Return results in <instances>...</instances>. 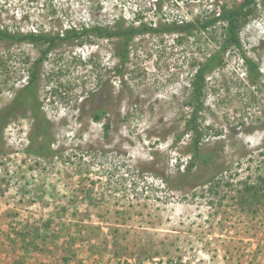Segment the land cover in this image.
<instances>
[{
  "label": "rangeland",
  "instance_id": "obj_1",
  "mask_svg": "<svg viewBox=\"0 0 264 264\" xmlns=\"http://www.w3.org/2000/svg\"><path fill=\"white\" fill-rule=\"evenodd\" d=\"M240 1L0 0V28L55 34L120 17L159 24ZM256 9L240 39L260 76H247L234 49L207 75L202 147L216 159L189 174L191 134L177 136L192 110L193 75L225 24L137 36L125 65L119 38L57 40L37 91L53 154L25 151L34 136L27 103L0 139V264H264V202L243 195V182L264 172V0ZM43 49L0 39V110ZM98 109L100 122L91 117Z\"/></svg>",
  "mask_w": 264,
  "mask_h": 264
},
{
  "label": "trees",
  "instance_id": "obj_2",
  "mask_svg": "<svg viewBox=\"0 0 264 264\" xmlns=\"http://www.w3.org/2000/svg\"><path fill=\"white\" fill-rule=\"evenodd\" d=\"M257 0H242L239 3L229 5L221 3L218 5L219 11L216 14H210L205 17L197 16L193 20H180L170 22H160L159 24L139 21L136 23H128L124 18L120 17L111 26L96 24L93 26H70L62 32L55 34H47L41 32H10L0 28V39L11 42H31L44 46L41 57L36 62V66L29 71L27 83L15 94L12 101L0 110V139L3 137L5 128L9 121L8 119L16 115L24 105L30 104L32 117L34 118V136H32L31 146L26 148V152L35 154L37 156H48L53 154L54 150L51 147L52 142L48 139L51 122L46 118L40 100L37 95L40 69L39 65L43 62L44 57L48 55L49 51L54 49L56 41L59 43H74L80 41L85 37L96 36L99 38H119L121 44L117 49L118 60L121 65L128 62L130 55V46L132 41L140 35L154 34V33H177L186 35H194L195 32L208 31L210 28L217 25L219 22L225 24L224 37L220 42L219 48L212 53L204 62L199 63L198 67L190 82L191 92L188 105L192 107L189 116L185 119L184 128L178 139L183 136L191 134V140L188 144V151L190 159L185 165L184 174H189L195 167H210L214 164L216 152L208 149H203V140L207 134L206 127L202 126L201 113L204 106V94L207 84V75L216 68L224 65L225 55L228 50H237L241 53V61L245 66V73L253 81L260 76L258 64L250 57L245 55L242 51L240 32L245 26L250 17L255 15ZM138 21V20H137ZM103 109L95 110L91 117L94 121L100 122L104 114ZM107 133L109 131V124L105 125ZM217 178L214 173L209 182ZM254 182L245 180L244 183V197H250L264 202V172L256 177ZM247 201V200H245Z\"/></svg>",
  "mask_w": 264,
  "mask_h": 264
}]
</instances>
